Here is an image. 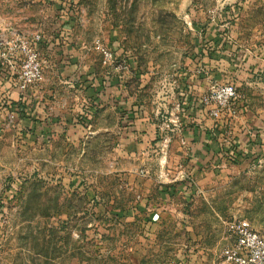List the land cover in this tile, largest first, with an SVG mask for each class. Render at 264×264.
I'll return each instance as SVG.
<instances>
[{
	"label": "rangeland",
	"instance_id": "1",
	"mask_svg": "<svg viewBox=\"0 0 264 264\" xmlns=\"http://www.w3.org/2000/svg\"><path fill=\"white\" fill-rule=\"evenodd\" d=\"M221 29L229 51L237 30L244 46L264 45V0H0V264H221L235 223L264 234V160L228 159L203 185L190 179L193 193L161 192L188 179L176 157L182 72ZM37 36L73 45L80 73L57 76ZM9 43L37 49L41 82L21 89L26 56L4 57ZM228 62L203 93L231 83L237 108L264 106ZM14 88L53 91L50 111L73 124L27 136Z\"/></svg>",
	"mask_w": 264,
	"mask_h": 264
},
{
	"label": "crops",
	"instance_id": "2",
	"mask_svg": "<svg viewBox=\"0 0 264 264\" xmlns=\"http://www.w3.org/2000/svg\"><path fill=\"white\" fill-rule=\"evenodd\" d=\"M238 33L243 34V31H235L236 41L232 52L229 51L230 46L226 43L227 30L221 29L218 33V42L215 41V45L213 43L208 50L202 49L201 55L193 57L195 59L190 63L189 70L182 72L181 102L178 108L181 109L182 117L185 119L180 123L176 157L182 167H185L188 179L176 181L174 186L170 185L169 191H172L173 195L175 191L191 193L195 187L191 186L190 179L195 178L197 186L203 185L209 178L221 172L220 168H224L223 162L228 159L238 161L240 164H258L264 160V106L244 105L238 112L234 126L220 127L219 123L215 124L213 120L207 119L200 104L204 84L209 85L210 81H220L225 77L223 72H226L229 66L228 56L231 55L238 77L243 81L247 78L245 79L247 82L258 88L255 94L264 98V45L257 43L244 46L241 40L243 37L239 39ZM57 40L52 38L51 41L49 37L47 41L43 39L41 43L48 56L56 54V75L69 79L80 73L76 71L75 64L79 62L80 57L74 52L73 45L61 46ZM200 66L205 67L204 74L199 73ZM245 69L250 73L245 72ZM4 83L6 85L3 90L9 87L6 81ZM12 95L14 101L10 108L21 120V129L26 131L27 136L32 135L37 138V128L41 124L47 128L52 127L54 119L60 122H56L53 128L62 124H66L67 127L73 124L71 116L65 111L59 109L50 111L53 91L45 93L42 89L36 88L25 93L14 88ZM135 115L137 116L135 113L129 115L127 113L122 119L133 121ZM26 141L27 144H31L33 140ZM166 187L168 186H161V192L165 191L166 195H170L166 192Z\"/></svg>",
	"mask_w": 264,
	"mask_h": 264
},
{
	"label": "built area",
	"instance_id": "3",
	"mask_svg": "<svg viewBox=\"0 0 264 264\" xmlns=\"http://www.w3.org/2000/svg\"><path fill=\"white\" fill-rule=\"evenodd\" d=\"M38 42L41 36H37ZM8 52L1 51L6 57L9 55L24 54L23 64L25 72L20 76L21 89L26 90L29 85L43 80L38 53L30 44L13 47L9 43ZM105 62L113 61V53L109 49L102 48ZM199 73L204 74L205 68L199 67ZM237 87L231 83L212 84L208 91L202 94L200 104L208 108L210 116L219 123H225L232 117H236L244 106L236 107L238 99ZM234 241L222 250L221 264H264V234L256 230L247 220H241L232 226Z\"/></svg>",
	"mask_w": 264,
	"mask_h": 264
},
{
	"label": "trees",
	"instance_id": "4",
	"mask_svg": "<svg viewBox=\"0 0 264 264\" xmlns=\"http://www.w3.org/2000/svg\"><path fill=\"white\" fill-rule=\"evenodd\" d=\"M204 67V66H203ZM205 68V67H204ZM141 114V113H140ZM220 124V127H224V125H225V123H219ZM169 188H170V186H168V187H166V192H169V194H170V196H173V193H172V191H169ZM168 190V191H167ZM173 191H174V189H173ZM112 206V205H111Z\"/></svg>",
	"mask_w": 264,
	"mask_h": 264
}]
</instances>
